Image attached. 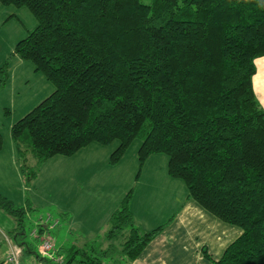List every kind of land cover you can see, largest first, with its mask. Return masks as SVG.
Listing matches in <instances>:
<instances>
[{"label":"trees","instance_id":"trees-1","mask_svg":"<svg viewBox=\"0 0 264 264\" xmlns=\"http://www.w3.org/2000/svg\"><path fill=\"white\" fill-rule=\"evenodd\" d=\"M26 7L35 28L13 54L30 61L54 91L11 127L26 183L49 158L91 143L116 165L139 138L140 167L152 154L188 198L241 235L211 264H264V110L253 89L264 57V0H0ZM7 78L0 68V87ZM2 138L0 135V150ZM134 189L101 235L56 248L50 216L25 237V210L0 196L5 233L24 263L48 264L49 239L66 264H130L161 228L144 232L130 212ZM44 223V220H47ZM4 241V239H3ZM5 261L0 264H4ZM6 264V263H5Z\"/></svg>","mask_w":264,"mask_h":264},{"label":"rangeland","instance_id":"rangeland-1","mask_svg":"<svg viewBox=\"0 0 264 264\" xmlns=\"http://www.w3.org/2000/svg\"><path fill=\"white\" fill-rule=\"evenodd\" d=\"M35 26L36 20L26 7L5 6L0 3V68L5 67L7 74L0 87V134L3 141L6 139L10 123H16L37 106L39 100L33 102L34 100L45 98L54 90L43 74L35 70L32 62L13 54L17 42L25 38ZM5 144L7 146L6 142ZM92 144L99 148L90 147ZM140 144L139 138L132 142L127 151L123 171H120L126 173L127 168L132 167L131 158L134 160L135 165L131 170L132 176L124 197L131 189L135 192L137 179L144 169L136 159L138 151L134 153ZM117 146V140L108 146L91 143L80 155L53 156L38 167L35 180L28 183L21 174L16 147L13 166L0 162V173L5 168L9 180L7 188L0 185V196L12 203L14 209L25 210L26 240L30 238L35 221L39 217L46 219L47 216H50L52 223L57 222V226L51 231L52 238L57 241L56 247H69L73 235L77 240L85 238L89 229L98 235L102 234L108 222L104 213L112 207V201L118 195L114 188L117 190L119 186V176L109 171L115 170L109 165V156ZM157 156L164 159L166 157L163 154ZM15 165L19 179L13 171ZM0 181L3 179L0 178ZM125 181L126 175L121 176V182ZM0 225L6 227L5 232L12 228L11 220L1 211ZM1 238L3 236H0V260L4 262L7 247Z\"/></svg>","mask_w":264,"mask_h":264},{"label":"crops","instance_id":"crops-1","mask_svg":"<svg viewBox=\"0 0 264 264\" xmlns=\"http://www.w3.org/2000/svg\"><path fill=\"white\" fill-rule=\"evenodd\" d=\"M255 66L256 73L252 79L253 89L260 107L264 110V57L256 59ZM45 98H38L33 102L39 100L38 103H40ZM14 124L10 123L8 132L5 135V141L2 138V148L0 150V162L6 165L10 163L12 166L15 163L16 152L10 131ZM4 145L6 146V152ZM87 147L80 149L74 155H80ZM90 147L99 148L94 144ZM138 148H135V154ZM127 151L128 149L120 161L113 166L112 169L115 170H109L119 176V186L117 190L116 187L114 188L118 195L112 201V207L106 209L104 213L106 221L123 199L132 176L131 170L133 165H135L132 158V167L129 166L126 173L120 172L121 170L123 171L126 163ZM105 153L107 156V152ZM157 155H150L143 164L144 169H142L137 179L136 189L130 201V212L136 224L144 232H151L158 228H161V230L143 249L137 259L130 264H211V260H218L225 249L241 235V230L238 227L220 221L195 201L188 198L184 183L168 175V158L165 157L164 159ZM15 167L16 165L13 167V171L17 179H19ZM68 174L70 175L71 172ZM123 175H126V181L122 183L121 176ZM0 178L3 179V181H0L1 187L5 186L7 188L9 180L5 168L0 173ZM110 190H112L111 187ZM4 228L6 227L0 225L1 237L3 233H6ZM96 234L97 232L89 229L86 237L90 238ZM74 236L70 238V242L75 240ZM1 241H3V238H1ZM3 243L5 242L3 241ZM54 243H57L56 239H54ZM203 250L206 251L211 260L204 257ZM2 261L0 260V263Z\"/></svg>","mask_w":264,"mask_h":264},{"label":"built area","instance_id":"built-area-1","mask_svg":"<svg viewBox=\"0 0 264 264\" xmlns=\"http://www.w3.org/2000/svg\"><path fill=\"white\" fill-rule=\"evenodd\" d=\"M47 220H44V223H47ZM55 223V222H54ZM32 235H36V231L33 230L31 232ZM4 242L6 243L7 246V253L5 256V263L6 264H30V263H24L21 259V255H22V248L13 243L11 241L10 238H8V236H6V234H2ZM39 256L41 258H45L48 260H51L52 262L56 263V264H66L61 257L57 256L55 254L54 249L52 248V245L49 241L48 238L46 237H42L39 241V245L37 247ZM39 264V263H37Z\"/></svg>","mask_w":264,"mask_h":264}]
</instances>
